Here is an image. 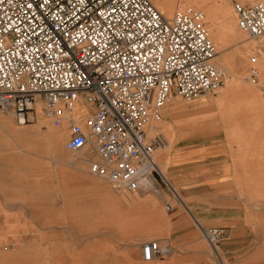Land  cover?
Instances as JSON below:
<instances>
[{
    "label": "rangeland",
    "instance_id": "obj_1",
    "mask_svg": "<svg viewBox=\"0 0 264 264\" xmlns=\"http://www.w3.org/2000/svg\"><path fill=\"white\" fill-rule=\"evenodd\" d=\"M169 1H174L176 11L192 8L205 14L208 35L225 68H220L225 83L193 100L174 95L171 100L178 101L180 111L174 115L166 111L167 102L160 110L161 118H154L161 126L150 132L157 141L153 177L159 193L149 187L138 192L120 189L92 173V163L99 161L96 152L90 146L67 150L68 124L56 127L45 112L30 113V119L20 123L15 113L0 111V264H36L37 256H62L69 239L74 243L95 230L89 225L140 223L137 220L142 217L127 216L132 209L150 213L144 217L150 221L143 228L149 241L158 242L167 234L161 225L170 222L173 213H197V222L205 227L204 248L225 264V217L231 214L234 224L241 220L251 227L264 225V185L258 182L257 172L263 168L260 163L264 165V85L248 78L258 43L239 28L234 10L236 2L259 0ZM219 10H226V15L231 11L241 32L235 36L226 30L224 48L212 30V16ZM236 74L242 76L240 81H233ZM224 95L226 100H219ZM202 98L214 102L202 106ZM40 117L44 125L39 129ZM51 126L59 130L63 142L55 138ZM162 131L170 138V146L160 140ZM158 151L161 167L155 159ZM98 181L102 186L96 185ZM212 229L222 233L219 239L209 234ZM137 231L130 235L137 236ZM42 244L44 248L38 249Z\"/></svg>",
    "mask_w": 264,
    "mask_h": 264
},
{
    "label": "built area",
    "instance_id": "obj_2",
    "mask_svg": "<svg viewBox=\"0 0 264 264\" xmlns=\"http://www.w3.org/2000/svg\"><path fill=\"white\" fill-rule=\"evenodd\" d=\"M234 10L258 43L248 78L264 85V0ZM204 20L192 8L167 17L151 0H0V111L26 123L42 101L55 126L68 124L67 150L100 157L92 173L144 190L157 150L150 120L174 95L193 100L225 83ZM166 253L143 245L146 260Z\"/></svg>",
    "mask_w": 264,
    "mask_h": 264
},
{
    "label": "crops",
    "instance_id": "obj_3",
    "mask_svg": "<svg viewBox=\"0 0 264 264\" xmlns=\"http://www.w3.org/2000/svg\"><path fill=\"white\" fill-rule=\"evenodd\" d=\"M260 166L263 168L256 169L257 172L260 171L258 182L264 185V165L260 163ZM96 183L102 186L100 181ZM129 212L127 216L143 218L137 220L140 222L137 224L142 227L135 228L137 224L134 223L111 225L112 228H103L101 223L89 225V228L95 230L79 236L74 243L69 239L68 250L64 249L60 253L62 256H37L36 264H225L209 248H204L207 246L205 227L197 222V213L188 210L176 211L170 222L161 225L167 234L161 237L159 245L168 249L167 253L163 257L144 259L143 245L149 242V234L148 231L145 232L143 223L150 221L149 218H144L150 216V213H146L145 209H132ZM230 215L225 217L226 230H223L226 233V264H264V225L251 227L243 224L241 220L234 224ZM135 230L139 234L130 235ZM44 246L42 244L37 248Z\"/></svg>",
    "mask_w": 264,
    "mask_h": 264
},
{
    "label": "bare ground",
    "instance_id": "obj_4",
    "mask_svg": "<svg viewBox=\"0 0 264 264\" xmlns=\"http://www.w3.org/2000/svg\"><path fill=\"white\" fill-rule=\"evenodd\" d=\"M153 3L155 2V4H156V6L158 7V8H160L161 10H162V13H164V14H166V15H168V16H172L173 17V15H174V13H175V11H176V6H175V3H174V1H169V0H151ZM198 1H202V0H191V2L193 3H196V2H198ZM167 16V17H168ZM212 30L214 31V33H215V37H216V41L219 43V44H221L222 45V47L224 48L225 47V45H226V30L227 31H229V32H231V33H235V34H237V35H235V36H239V35H241V32H240V30L238 29V25H237V22L234 20V18H232V16H231V11H229L228 12V14L226 15V10L225 11H218L216 14H214L213 16H212ZM223 50V49H222ZM216 54H217V51H216ZM242 54V53H241ZM243 57H244V55H243ZM245 58V57H244ZM215 60H216V62L217 63H215ZM243 61H244V59H242ZM219 61H220V58H217V56H216V59L214 58V63H215V65H216V67L218 66L219 67V69L221 68V69H223V70H225V68L224 67H222V65L219 63ZM242 61V62H243ZM220 69V70H221ZM241 78H242V76L241 75H239V74H236L234 77H233V81H240L241 80ZM246 96H250V94L251 93H249V92H245L244 93ZM219 100H221V101H224V100H226V95H224V96H220L219 97ZM214 101H213V99H209V98H202L201 99V104H202V106H206V105H208L209 103L211 104V103H213ZM43 105H44V103L42 102V101H40V102H38L37 104H36V108H37V112H38V114L39 115H43L44 114V109H43ZM180 109H181V105L178 103V101H176V100H171V98L169 99V101H168V105L165 107V110L166 111H169L171 114H175V113H178L179 111H180ZM207 109V108H206ZM187 110V109H186ZM200 111V110H199ZM10 113V112H9ZM12 114V113H11ZM240 115V114H239ZM246 116V115H245ZM244 116V118H246V120H248L247 119V116L245 117ZM235 117V116H234ZM250 119V118H249ZM252 122V121H251ZM43 125H44V121L42 120V118L40 117L39 118V124H38V128L40 129V128H42L43 127ZM56 127H58V126H56ZM160 125H159V122H156V120H154V119H151L150 120V122H149V124H148V130H149V133L151 132H154L155 130H159L160 129ZM13 130L15 131V133H18V130H16V129H14L13 128ZM50 130H52L53 131V133H54V136H55V138L58 140V141H62L63 142V138H62V135L60 134V132H59V130L58 129H55V128H53L52 126H51V129ZM17 131V132H16ZM161 131V130H160ZM163 132V131H162ZM160 134V133H159ZM162 134V133H161ZM160 140H162V142H163V145H166V146H170V142H171V140H170V138L169 137H167V136H165V134H164V132H163V134H162V136H160ZM169 142V143H168ZM97 158L100 160V157L97 155ZM155 159H156V161L158 162V164L160 165V157H159V151L157 152V154H156V156H155ZM253 160V159H252ZM254 160H256V159H254ZM254 160H253V162H254ZM257 161V160H256ZM254 164H256V163H254ZM160 167H161V165H160ZM165 179L168 181L169 179H168V177L167 176H165ZM155 184V182L153 181V180H150V182H149V184H148V187L149 188H153L154 190H156L155 192L156 193H159V190H157V187L154 185ZM162 197V196H161ZM182 199V198H181ZM183 200V199H182ZM182 202H184V201H182ZM209 234H210V232H209ZM211 236H212V234H211ZM213 237V236H212ZM213 239H214V237H213Z\"/></svg>",
    "mask_w": 264,
    "mask_h": 264
}]
</instances>
